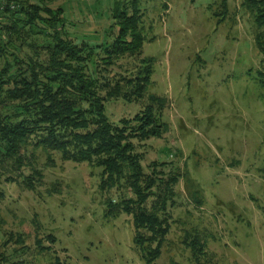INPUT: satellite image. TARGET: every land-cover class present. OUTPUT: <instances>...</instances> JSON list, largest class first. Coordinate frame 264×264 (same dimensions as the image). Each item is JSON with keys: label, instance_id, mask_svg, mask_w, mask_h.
<instances>
[{"label": "rangeland", "instance_id": "1", "mask_svg": "<svg viewBox=\"0 0 264 264\" xmlns=\"http://www.w3.org/2000/svg\"><path fill=\"white\" fill-rule=\"evenodd\" d=\"M19 1L60 7L67 33L90 46L112 43L113 7L131 2ZM241 1L227 0L222 18L217 0H138L141 50L116 58L111 69L133 74L147 58L145 95L165 98L164 133L134 140L146 173L149 163L164 161L156 172L165 180L179 175L169 231L152 264H264V62ZM141 101L107 100L105 115L119 125ZM22 156L20 170L0 165V241L9 232L25 239L23 247L0 245L8 264H49L54 255L64 264H146L131 215L114 206L128 190H100L99 168L64 161L32 139ZM35 235L52 252L37 253ZM193 242L203 252L194 258Z\"/></svg>", "mask_w": 264, "mask_h": 264}, {"label": "trees", "instance_id": "2", "mask_svg": "<svg viewBox=\"0 0 264 264\" xmlns=\"http://www.w3.org/2000/svg\"><path fill=\"white\" fill-rule=\"evenodd\" d=\"M7 1L18 7L0 10V165L20 170L22 150L32 139L36 147L59 152L64 161L99 168L100 190L116 187L131 193L116 205L110 200L108 206L131 215L136 249L146 264H152L169 231L172 186L179 175L165 180L156 172L155 166H165L164 161H152L147 166L154 165L153 171L146 173L134 140L164 133L165 98L145 95L152 75L147 58L140 60L142 67L133 74L110 75L116 58L141 50L138 0L124 1L121 8L115 4L112 17L118 30L107 46H90L70 36L60 7ZM217 2L222 17L227 0ZM241 6L251 15L253 42L264 62V0H242ZM111 99L144 103L133 117L114 125L105 115L104 103ZM42 239L35 235L37 253L52 252ZM11 244L23 247L24 235L6 233L0 245L6 249ZM192 249L193 258L194 252L203 254L201 248ZM8 260L7 254H0L1 263ZM49 264L64 263L54 255Z\"/></svg>", "mask_w": 264, "mask_h": 264}, {"label": "built area", "instance_id": "3", "mask_svg": "<svg viewBox=\"0 0 264 264\" xmlns=\"http://www.w3.org/2000/svg\"><path fill=\"white\" fill-rule=\"evenodd\" d=\"M6 7H9L10 9H15L18 7V5L13 1L0 0V10L5 9Z\"/></svg>", "mask_w": 264, "mask_h": 264}]
</instances>
